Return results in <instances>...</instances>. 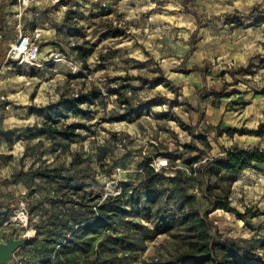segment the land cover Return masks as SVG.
Returning a JSON list of instances; mask_svg holds the SVG:
<instances>
[{"label":"rangeland","instance_id":"obj_1","mask_svg":"<svg viewBox=\"0 0 264 264\" xmlns=\"http://www.w3.org/2000/svg\"><path fill=\"white\" fill-rule=\"evenodd\" d=\"M18 1L0 0V242L28 240L10 264H196L194 233L177 222L191 206L182 192L212 215V241L237 250L215 249L210 264H264V164L235 182L203 170L224 149L264 151V134L217 131L264 124V0H30L23 25L41 61L20 67L8 58ZM92 90L87 116L58 106ZM45 123L79 136L52 139ZM159 162L161 174L180 176L163 184L160 215L132 195L141 165ZM214 197L236 211L221 233ZM103 205L123 213L100 230Z\"/></svg>","mask_w":264,"mask_h":264},{"label":"trees","instance_id":"obj_2","mask_svg":"<svg viewBox=\"0 0 264 264\" xmlns=\"http://www.w3.org/2000/svg\"><path fill=\"white\" fill-rule=\"evenodd\" d=\"M86 45H89L86 43ZM92 47L89 48V55L92 52ZM76 51L81 52V48L77 47ZM129 80H133V78H129ZM95 91L92 90L86 94H82L78 98L75 99H61L59 101L58 106L63 108L65 113L68 115H73L75 117L78 116H87L90 114L89 110H85L82 107L84 105L89 104L92 96L94 95ZM43 130L46 134L52 138H63L67 141L68 144H73L76 142L78 138V134L73 126H64L62 129L54 126L51 123H45L43 125ZM219 131V136L227 135L229 137H233L235 135H256L262 137L264 134V124L259 127L257 131L249 132L247 130L225 127L221 128ZM31 138H34L33 134H30ZM200 142L202 143L203 147L207 148L208 150H212L211 143L208 141L207 136L199 137ZM187 149L191 151L201 152L200 148L197 146H186ZM224 156L219 159H214L208 162L207 166L203 167L205 173H208L209 177L211 178L213 175L221 177L223 179H228L231 182H235L236 177L244 172L245 170L251 169L254 167L255 164L263 165L264 164V151L254 148V149H235V150H226L223 151ZM152 163L142 164L141 169L145 173V178L141 181L137 187H135L132 191L133 198L137 200V204L142 206L143 209L150 214L154 212V209L157 208L162 201L163 198V184L166 181H170L172 183L176 182L180 177L179 174L175 176H165L161 174V170L156 172L155 169L151 166ZM37 176L43 179H52L53 176L49 174H37ZM56 177V176H54ZM142 189V190H141ZM207 193L209 196L213 197L212 189L208 188ZM184 195L183 197L187 199V202L191 205L188 209V213L185 215L184 218H178L177 222L180 226L187 225L189 231L194 233L195 236V244L196 248L194 249V253L191 255V258L194 260L196 264H210L214 261L215 258V249H220L222 252L225 253L226 256H237L236 248L231 244L227 245L224 244H215L212 241V238L209 234V225L210 220L212 219V215L209 212L201 213L199 210L193 207L194 200L192 198H187L185 193L182 192ZM100 212L102 215H107L103 218L101 222H98V228L100 230L106 229L110 226V221L112 217H117L123 213L120 207L109 209L106 211V206L99 207ZM158 215H160V209L157 208ZM213 212L216 213H225L224 215L220 216L219 224L217 223V231L220 232V228L223 224H228L230 221L229 214L236 213V211L230 207L227 198H218L214 197L213 202ZM80 214L77 213L76 216L73 215L71 221L74 223L78 229L82 230L84 226V222L77 216ZM111 215V216H109ZM160 223L164 225V227H168L167 229H171V222L168 220H161ZM226 234V230L223 232ZM230 243V242H229Z\"/></svg>","mask_w":264,"mask_h":264},{"label":"built area","instance_id":"obj_3","mask_svg":"<svg viewBox=\"0 0 264 264\" xmlns=\"http://www.w3.org/2000/svg\"><path fill=\"white\" fill-rule=\"evenodd\" d=\"M22 4H27L30 0H19ZM41 46L39 43L34 40L32 37L23 34L19 31L18 39L11 46V49L8 53V58L16 66L20 67L25 64L38 65L41 61ZM55 59L59 58V55H54ZM151 166L155 169L156 172L162 170V168L167 166V162L152 163ZM121 194V192H119ZM26 216L28 221V214L25 215L24 212L20 214L18 219L21 221V217ZM22 222V221H21ZM14 259L15 255H14Z\"/></svg>","mask_w":264,"mask_h":264},{"label":"water","instance_id":"obj_4","mask_svg":"<svg viewBox=\"0 0 264 264\" xmlns=\"http://www.w3.org/2000/svg\"><path fill=\"white\" fill-rule=\"evenodd\" d=\"M26 238L16 239L6 238L5 242H0V264H10L13 261L15 253L27 245Z\"/></svg>","mask_w":264,"mask_h":264},{"label":"crops","instance_id":"obj_5","mask_svg":"<svg viewBox=\"0 0 264 264\" xmlns=\"http://www.w3.org/2000/svg\"><path fill=\"white\" fill-rule=\"evenodd\" d=\"M6 2L7 1H4V3H2V9H1V11H3L4 13L6 12L4 8H7L8 7L7 5H6L7 7H4V5H5ZM18 2L20 4L19 5L20 7L12 10V11L17 12V13L20 10H24L19 15H16L15 23H16V25H19L18 27L20 29V30H18V33H19V31H21L23 34H25L27 36H30L29 29L26 28V25H23V23L26 22L25 19H23V16L28 17V14L26 13V9L29 7L30 2L27 3V4H22L20 1H18ZM23 20H24V22H23ZM192 106H193L194 109L198 110L200 108L203 109L204 104L201 103V102L199 103L198 101H196L195 104H192ZM236 149H247V150H249V149H254V148L253 147L238 146V147H236ZM16 254H17V252L15 253V257H16Z\"/></svg>","mask_w":264,"mask_h":264}]
</instances>
